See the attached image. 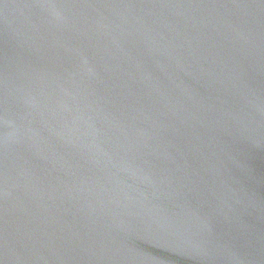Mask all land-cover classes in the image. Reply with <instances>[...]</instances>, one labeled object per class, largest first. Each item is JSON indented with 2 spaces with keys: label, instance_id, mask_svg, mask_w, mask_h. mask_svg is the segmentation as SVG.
I'll return each mask as SVG.
<instances>
[{
  "label": "water",
  "instance_id": "obj_1",
  "mask_svg": "<svg viewBox=\"0 0 264 264\" xmlns=\"http://www.w3.org/2000/svg\"><path fill=\"white\" fill-rule=\"evenodd\" d=\"M0 264H264V0H0Z\"/></svg>",
  "mask_w": 264,
  "mask_h": 264
}]
</instances>
